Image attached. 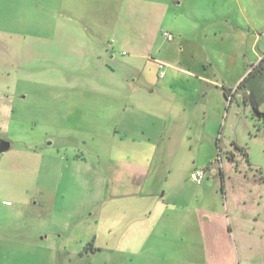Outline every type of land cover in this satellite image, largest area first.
<instances>
[{"label":"crops","instance_id":"1","mask_svg":"<svg viewBox=\"0 0 264 264\" xmlns=\"http://www.w3.org/2000/svg\"><path fill=\"white\" fill-rule=\"evenodd\" d=\"M188 20L199 40L177 26ZM0 22V88L14 103L15 62L23 66L25 86L45 89L63 116L61 175L85 164L79 179L94 201L90 214L78 217L95 228L93 242L81 251L63 245L62 259L264 264V215L238 209L231 216L221 204L225 224L210 217L222 206H208L207 196L184 187L191 179L185 173L200 168L204 143L218 145L210 128L216 113L240 95L242 114L254 123V95L264 98L255 85L263 73L256 62H264V0H0ZM193 44L200 60L166 62L161 76L153 56ZM79 131L92 132L83 141L87 150ZM211 167L226 194L224 167ZM194 198L201 204L194 207ZM197 243L200 255L192 250Z\"/></svg>","mask_w":264,"mask_h":264},{"label":"rangeland","instance_id":"2","mask_svg":"<svg viewBox=\"0 0 264 264\" xmlns=\"http://www.w3.org/2000/svg\"><path fill=\"white\" fill-rule=\"evenodd\" d=\"M189 24L188 20L179 22L177 26L189 31L188 36L190 33L196 35L197 28ZM16 30L22 31L23 28L17 25ZM199 39V35L194 38ZM188 46L184 52L180 51L178 45L171 50L164 49L153 59L165 64L176 62V59L199 61L202 55L200 51L194 44ZM262 46H257L256 51H262ZM236 48L235 43L229 45L230 51L235 52ZM258 64L256 62V66ZM263 68L264 65L256 68L259 73L263 70L256 79L258 93L264 92ZM18 69V62H15V78L19 84L15 86L17 96L14 103L11 91L8 99V94L0 88V137H5L0 141L7 139L11 143L10 149L0 153V264H103L100 257L61 258L63 245L81 251L93 242L95 228L78 216L87 217L90 214L87 207L94 200L86 193L79 179L84 173V163L76 165L74 170L65 168L64 175H61L65 150L59 139L62 134L59 125L63 116L54 112L56 99H52L36 83L25 86L24 67L19 69L20 72ZM9 70H12L11 66ZM4 71L6 78L8 69ZM0 73L4 74L2 68ZM254 98L250 107L256 114L254 123L242 114L245 105L238 95L210 122L218 145L211 141L204 143L206 145L195 160L200 168L210 165L219 171V166L224 167L227 175L226 194H223L220 176L211 172H207L202 184L190 179L184 185L191 195L203 193V197L207 196L204 203L208 206L228 205L231 216L238 209L246 214L256 212L264 215V122L260 119L264 117V98L257 93ZM77 133L82 136L80 148L87 150L83 141L92 132ZM185 164L193 167V160L187 159ZM190 174L189 170L185 176L190 177ZM194 200L191 203L194 207L201 204ZM222 209L221 214L217 212L210 217L217 221L223 217L226 224L229 214L225 207ZM95 243L105 247L102 239ZM195 245L193 252H204L201 243ZM225 246V250L231 248L230 243H225ZM228 259L224 260L225 263L237 264L236 258Z\"/></svg>","mask_w":264,"mask_h":264},{"label":"built area","instance_id":"3","mask_svg":"<svg viewBox=\"0 0 264 264\" xmlns=\"http://www.w3.org/2000/svg\"><path fill=\"white\" fill-rule=\"evenodd\" d=\"M163 34L168 40L174 39V34H172L170 32H164ZM154 63L159 68L161 76H164V74H165V71H164L165 63L160 62V61H154ZM207 172H208L207 167L196 168L195 170H193L191 172L190 177L196 183L202 184L203 181L205 180L206 176H207Z\"/></svg>","mask_w":264,"mask_h":264},{"label":"water","instance_id":"4","mask_svg":"<svg viewBox=\"0 0 264 264\" xmlns=\"http://www.w3.org/2000/svg\"><path fill=\"white\" fill-rule=\"evenodd\" d=\"M10 148V142L7 140L0 141V153L7 151Z\"/></svg>","mask_w":264,"mask_h":264},{"label":"trees","instance_id":"5","mask_svg":"<svg viewBox=\"0 0 264 264\" xmlns=\"http://www.w3.org/2000/svg\"><path fill=\"white\" fill-rule=\"evenodd\" d=\"M263 65H264V62H260V63L256 66V68H258V67L262 68ZM226 90H227V89H226ZM263 178H264V176H263Z\"/></svg>","mask_w":264,"mask_h":264}]
</instances>
